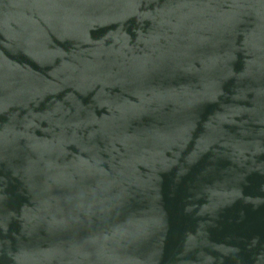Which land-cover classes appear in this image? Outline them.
<instances>
[{"label": "water", "instance_id": "95a60500", "mask_svg": "<svg viewBox=\"0 0 264 264\" xmlns=\"http://www.w3.org/2000/svg\"><path fill=\"white\" fill-rule=\"evenodd\" d=\"M0 264H264V0H0Z\"/></svg>", "mask_w": 264, "mask_h": 264}]
</instances>
